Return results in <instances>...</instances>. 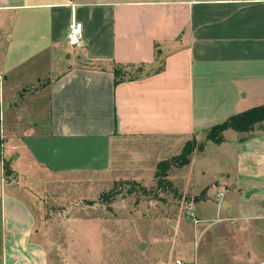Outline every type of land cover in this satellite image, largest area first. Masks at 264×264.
Masks as SVG:
<instances>
[{
    "label": "crops",
    "instance_id": "obj_1",
    "mask_svg": "<svg viewBox=\"0 0 264 264\" xmlns=\"http://www.w3.org/2000/svg\"><path fill=\"white\" fill-rule=\"evenodd\" d=\"M116 64L126 74L114 83ZM39 75L45 101L23 111L19 92ZM261 103L264 0H0L1 156L13 171L0 165V264H68L55 231L69 218L40 213L47 176L111 170L127 139L180 144ZM250 144L231 182L242 193L264 191V119Z\"/></svg>",
    "mask_w": 264,
    "mask_h": 264
},
{
    "label": "rangeland",
    "instance_id": "obj_2",
    "mask_svg": "<svg viewBox=\"0 0 264 264\" xmlns=\"http://www.w3.org/2000/svg\"><path fill=\"white\" fill-rule=\"evenodd\" d=\"M39 77L27 88L26 99L19 92L16 103L24 101L23 111H38L45 101L47 82ZM261 120L242 130L228 127L220 140L206 138L208 128L180 144L165 138L127 139L121 161L111 170L47 176L40 213L69 218L58 231L50 228L71 253L64 262L174 264L178 256L187 264H264V191L246 195L231 185L241 181L234 173L238 159L251 161L250 140ZM187 144L193 148L182 163L174 156ZM11 160L0 155L4 176L13 173ZM159 162L167 165L163 177L156 173Z\"/></svg>",
    "mask_w": 264,
    "mask_h": 264
},
{
    "label": "trees",
    "instance_id": "obj_3",
    "mask_svg": "<svg viewBox=\"0 0 264 264\" xmlns=\"http://www.w3.org/2000/svg\"><path fill=\"white\" fill-rule=\"evenodd\" d=\"M113 73L115 75L114 77V83H117L121 80H123L125 78V74L126 71L118 64L114 65L112 67ZM260 119H264V103H261L259 105H255L252 107H249L245 110L233 113L231 115H229L226 119L214 123L211 126L208 127V132L206 134V138L208 139H212V140H220V132L228 127L230 128H234L237 130H242L246 127H249L251 124H253L255 121H258ZM1 143L2 140L0 138V155H1ZM193 145H185L184 148L182 149V151L175 155L174 157L181 160L182 163H185L187 161V154L190 153V151L192 150ZM160 163L159 162L157 164V171L156 173L159 175L160 173L163 175L166 172V167L165 166H161L160 167ZM6 167H8L6 165ZM8 168H6V174H8L7 171ZM158 169L160 172H158ZM155 174V175H157Z\"/></svg>",
    "mask_w": 264,
    "mask_h": 264
},
{
    "label": "built area",
    "instance_id": "obj_4",
    "mask_svg": "<svg viewBox=\"0 0 264 264\" xmlns=\"http://www.w3.org/2000/svg\"><path fill=\"white\" fill-rule=\"evenodd\" d=\"M83 34L82 23L76 18H72L67 26L66 39L70 45H77L80 43ZM218 194H221L219 191ZM197 221V219H195ZM174 264H187L183 259L177 257L174 259ZM190 264V263H188ZM194 264V263H193Z\"/></svg>",
    "mask_w": 264,
    "mask_h": 264
},
{
    "label": "water",
    "instance_id": "obj_5",
    "mask_svg": "<svg viewBox=\"0 0 264 264\" xmlns=\"http://www.w3.org/2000/svg\"><path fill=\"white\" fill-rule=\"evenodd\" d=\"M256 189H257L256 187L251 188L250 190H248V192L246 193V195H247L248 193H250V192L255 191ZM144 245H145L144 242H140L139 247H140V248H143Z\"/></svg>",
    "mask_w": 264,
    "mask_h": 264
}]
</instances>
